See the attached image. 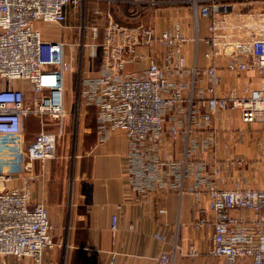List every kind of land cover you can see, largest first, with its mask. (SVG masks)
<instances>
[{
  "label": "built area",
  "instance_id": "1",
  "mask_svg": "<svg viewBox=\"0 0 264 264\" xmlns=\"http://www.w3.org/2000/svg\"><path fill=\"white\" fill-rule=\"evenodd\" d=\"M231 1L249 5L260 2L262 8L258 15L250 13L242 22L228 20L225 14ZM102 2L107 5L105 10L98 6ZM92 3L97 7L90 10ZM116 5L120 14L131 19L153 8L189 6L196 41L200 18L211 19L207 40L210 50L205 56L213 63L203 70L194 67L190 73L192 88L199 72L210 81L203 119L208 123L217 112H238L245 124L262 123L264 130V0H0V256L29 257L34 264H45L46 253L58 245L53 240L54 226L46 203L32 202L31 183L35 178L24 176L22 186L10 184L34 162L57 156L62 123L68 114L66 75L73 71V62L66 54L69 48H78L81 58L85 51L90 60L101 57L97 77L86 78L81 62L74 109L77 117L83 107L96 109L101 140L114 130L125 133L126 168L132 190L141 198L162 188L176 186L181 194L185 190L182 163H167L164 167L160 149L165 115L181 102V87L172 82V77L187 71L188 38L179 20L158 34L144 24L119 25L112 9ZM69 14L79 21L74 26L79 39L74 42L47 41L35 27L38 22L64 25ZM98 20L105 26L102 42ZM156 47L161 50L162 65L156 59ZM220 57L226 59V69L232 73L256 72L260 84L253 87L247 82L241 92L233 89L221 94L222 79L216 65ZM146 60L148 65L140 72L126 71L128 64L139 65ZM16 82L30 85L33 109L26 107V88L14 85ZM32 114L41 116V131L28 141L26 119ZM44 116L58 121L59 130L46 129ZM175 129L171 130L172 136L177 135ZM207 148L213 149L214 143H208ZM232 162L240 167L253 163L245 158ZM219 174L220 169L199 174L188 187L197 195L204 191L208 198L209 217L196 223L200 229L213 230L208 254L223 259L224 264H264V188L241 184L219 188L214 178ZM177 176L181 180L176 181ZM117 221L118 217L113 216V231L118 230ZM178 249L175 244L172 253L161 250L154 258L155 264H174ZM191 253L198 251L192 247ZM116 257L112 256L110 264Z\"/></svg>",
  "mask_w": 264,
  "mask_h": 264
},
{
  "label": "crops",
  "instance_id": "2",
  "mask_svg": "<svg viewBox=\"0 0 264 264\" xmlns=\"http://www.w3.org/2000/svg\"><path fill=\"white\" fill-rule=\"evenodd\" d=\"M247 5L251 4L231 1L225 18L242 22L250 13L260 11L256 5L257 10L252 8L244 12ZM101 6L103 10L106 9V3H100ZM126 9L131 11V8ZM114 18L123 26L144 24L155 28L157 34L176 20L182 23L188 38L185 45L187 71L182 76L172 77V82L181 87V102L165 115L160 157L164 167L167 163H182L180 172H186L185 190L181 194L176 186L170 190L162 188L141 198L128 181V139L125 133L114 130L106 140H101L96 125V109L82 108L77 117L73 107L74 115L71 116L72 109L69 108L66 92L68 114L63 120V135L60 138L67 139L69 144L61 146L63 150L57 153L56 158L34 162L10 186L24 185V176L35 178L31 183L32 202L46 203L54 226L53 240L58 244L46 253L45 264H110L114 254L117 256L114 264H155L154 258L159 252L165 250L172 253L175 244L179 249L174 264H224L223 259L212 258L208 254L213 230L196 226L201 218L209 217L207 195L204 191L197 195L190 192L188 187L194 184L197 175L220 169L221 174L214 176L219 188L230 189L241 184L263 189L262 123L245 124L238 112H217L208 123L203 119L207 112L209 93L206 88L210 81L199 72L192 88L190 73L194 67L203 70L213 63L205 56L210 50L207 40L211 36V19L200 18L196 41L191 8L186 5L153 8L134 19L114 12ZM90 19L91 22L94 20ZM73 22L78 23V17L70 15L64 26L38 22L35 27L47 41L68 40L71 33L61 30H76ZM98 22L102 42L105 26L102 20ZM154 52L162 65L160 48L156 47ZM147 65L148 60L139 65L128 64L126 71L140 72ZM216 65L222 79L221 94L233 89L241 92L247 82L253 87L260 84V77L254 71L242 74L228 71L224 57H220ZM84 70L86 78L100 75L101 57L87 59ZM71 73L66 75V82L69 77L73 82ZM14 85L26 88L27 100L31 93L28 84L16 82ZM30 116L26 119V126L30 125ZM53 121L47 124L46 129L58 131L59 122ZM31 128V135L34 136L35 129L33 126ZM173 128H176V136L171 134ZM73 130L75 140L71 144L69 137L73 135ZM210 142L214 143L213 149L207 148ZM238 158L253 163L240 167L232 162ZM179 180L180 176H177L176 181ZM115 215L118 217L117 231L111 228ZM62 243L63 246L60 245ZM192 247L198 254L191 253ZM0 264L34 262L29 257L0 256Z\"/></svg>",
  "mask_w": 264,
  "mask_h": 264
},
{
  "label": "rangeland",
  "instance_id": "3",
  "mask_svg": "<svg viewBox=\"0 0 264 264\" xmlns=\"http://www.w3.org/2000/svg\"><path fill=\"white\" fill-rule=\"evenodd\" d=\"M255 4L258 7H260V10H261L262 4L260 2L259 3H255ZM256 5H253V4L250 5V6L247 5V7H244L243 11L244 12H248L249 9L250 10L252 8L253 9H256ZM98 6H100V4H98ZM94 7H97V5H94V4L93 5H90L89 6V9L92 10ZM101 8H102V6H101ZM106 8H107V5H106ZM241 8H242V6H241ZM102 9H104V8H102ZM112 9H113V12H118L119 13V8H118L117 5L116 6H113ZM234 13H236V12H234ZM259 13H260V11L257 13V15ZM257 15H256V17H257ZM76 25H77V23L73 22V26H76ZM43 27H45V26H43ZM61 31L63 33H64V31L65 32H68V33H71V35L69 37V40H71L70 42H74V41H76V40L79 39V35H78V33H77L76 30H61ZM66 54H67V57L69 59H71V61L73 62L72 63L73 64V71L71 73L72 74V80H73V82H71L70 77L68 78V80L66 82V94H67V98H68V102H69V108L72 109V111H71V116H72V115H74V109H73V107L75 108L77 94H78V92H77V88H78L77 82H78V77H79V74H80V70L82 69L81 62L82 63L84 62V67H83V70H84L85 69V62H86L87 59H90V58L87 56L88 52L86 53V51H85V54L83 55V58H81V53H80V50L78 48H77V50H75V49H72L71 50L69 48L67 50ZM90 70H91V68H90ZM28 86H29V89H30V85L29 84H28ZM30 92L31 93H29V96H28V98L26 100V107L29 108V109H33V107H34V102H33V98H32L33 97V92L31 90H30ZM83 108H87V107H83ZM29 118L31 120L30 125L27 124V126H26V132L28 133V136H29L28 141H30L33 138V135H31V134H33L32 128H31L32 126L35 129V132L34 133L37 134L39 131H41V126L39 124V120L41 119V116L38 115V114H33ZM44 121L47 124V123H49L52 120L50 119L49 116H44ZM75 129H76V126H75ZM74 130H73V135H71L69 137V141H70L71 144H74V140H75V132H74ZM67 133H68V131H67ZM68 144L69 143H68V140L67 139L65 141L64 138H60L58 140L57 153H59L61 150H63L62 149L63 147H61L62 145H68Z\"/></svg>",
  "mask_w": 264,
  "mask_h": 264
}]
</instances>
